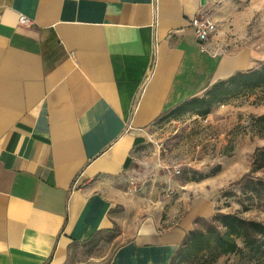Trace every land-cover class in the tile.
<instances>
[{
    "label": "crops",
    "instance_id": "0c3cea01",
    "mask_svg": "<svg viewBox=\"0 0 264 264\" xmlns=\"http://www.w3.org/2000/svg\"><path fill=\"white\" fill-rule=\"evenodd\" d=\"M209 6L0 0V264H170L215 214L246 167L180 182L146 155L161 117L253 67L195 41ZM147 174L171 183L164 197L120 182Z\"/></svg>",
    "mask_w": 264,
    "mask_h": 264
},
{
    "label": "rangeland",
    "instance_id": "374dc122",
    "mask_svg": "<svg viewBox=\"0 0 264 264\" xmlns=\"http://www.w3.org/2000/svg\"><path fill=\"white\" fill-rule=\"evenodd\" d=\"M206 17L215 25L207 42L213 41L224 54L244 53L252 60L250 69L264 64V0H210ZM197 111L200 110L168 113L157 121V133L147 145L151 165L147 168L163 171L180 182H196L215 172L232 171L238 164L246 167L243 177L233 180L219 193V208L224 213L264 224V162L251 164L255 149L264 146V138L252 125L254 118L264 114V99L256 93L225 100L222 106H212L206 122ZM176 166L179 174L173 171ZM189 171L199 173L198 177L187 174ZM120 182L134 198H151L154 192L164 197L171 184L154 181V174H147L142 182L138 177ZM210 222L211 219L199 220L195 228L204 230ZM238 246V252L213 262L207 253L186 258L178 254L170 264H264V244L254 250L244 248L240 241Z\"/></svg>",
    "mask_w": 264,
    "mask_h": 264
},
{
    "label": "trees",
    "instance_id": "16d2710c",
    "mask_svg": "<svg viewBox=\"0 0 264 264\" xmlns=\"http://www.w3.org/2000/svg\"><path fill=\"white\" fill-rule=\"evenodd\" d=\"M256 93L264 99V64L259 68L236 72L225 80L214 83L202 96L181 104L170 113L179 115L193 110H200L196 114L199 118L205 119L209 117L212 106H222L225 100L250 97ZM252 125L255 127L257 134L264 138V114L254 118ZM257 161L264 162V146L255 149L253 153L251 164ZM216 173L204 176L196 182L214 177L217 175ZM246 173L247 171L240 177H243ZM187 174L198 177L199 173L189 171ZM217 199H219V196H217ZM210 219L211 222L206 225L204 230L195 228L199 221L196 220L194 229L187 233L176 256L179 254L181 257L186 258L207 253L211 257V262H213L221 256L238 252V241L243 244L244 248L252 250L260 249L261 245L264 244V224L241 218L233 213L222 212L218 200L215 214Z\"/></svg>",
    "mask_w": 264,
    "mask_h": 264
},
{
    "label": "built area",
    "instance_id": "2783aa9c",
    "mask_svg": "<svg viewBox=\"0 0 264 264\" xmlns=\"http://www.w3.org/2000/svg\"><path fill=\"white\" fill-rule=\"evenodd\" d=\"M18 24L22 27H30L31 21L24 16H19ZM190 27L193 29L195 41L199 44H205L213 33L215 25L207 17L196 15L191 19ZM204 122H206V119ZM173 171L175 174L180 173L177 166L173 169Z\"/></svg>",
    "mask_w": 264,
    "mask_h": 264
}]
</instances>
